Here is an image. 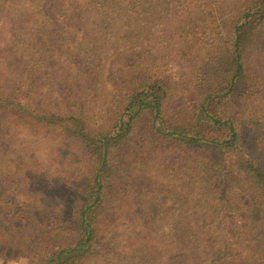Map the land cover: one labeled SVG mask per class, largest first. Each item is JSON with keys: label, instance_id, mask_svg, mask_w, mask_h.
<instances>
[{"label": "trees", "instance_id": "trees-1", "mask_svg": "<svg viewBox=\"0 0 264 264\" xmlns=\"http://www.w3.org/2000/svg\"><path fill=\"white\" fill-rule=\"evenodd\" d=\"M0 19L2 261L264 264V0H0Z\"/></svg>", "mask_w": 264, "mask_h": 264}, {"label": "rangeland", "instance_id": "rangeland-1", "mask_svg": "<svg viewBox=\"0 0 264 264\" xmlns=\"http://www.w3.org/2000/svg\"><path fill=\"white\" fill-rule=\"evenodd\" d=\"M5 30V22L4 20L0 19V35H1V31L4 32ZM81 26L78 25V26H74V28L72 29H64L63 30V34L66 38H77L78 36H80V32H81ZM257 76H260V74L258 73V71L256 72ZM257 93V92H256ZM256 93L253 94V96L256 95ZM173 98V97H172ZM190 98V96H189ZM261 100H264V97H262L261 99H259V97H256L255 100H252L253 103H256L258 101H261ZM169 106H165V110L166 112L171 116L173 117V115L176 114L175 110L179 108V103H177L176 100H173L172 101H169ZM22 130L24 131V127L21 129V128H16L14 131L17 133V134H21L22 133ZM209 131V129H208ZM208 138L210 139H215V140H219V138L221 137V135H217L216 133H208ZM34 138H38L40 137V135L36 134V135H33ZM48 138L50 140H52L53 142H49L48 140V144L50 145V147L56 145L55 141L56 142H59L60 140L57 139L54 135H49ZM26 141H30V137H27ZM37 143H40V141H38ZM37 143H34V144H37ZM48 144H43V148L42 150L40 151H34L33 155H37L36 158H31L29 156L28 153V150L26 146L22 147V149H20V152L13 158L14 161H17L21 164H27V163H33V160L35 159V162L37 164H40V163H43L44 160L46 159V157L43 155V153H46L47 149L49 148ZM18 150V148H17ZM22 157H25V158H28L26 160H23ZM55 164V162H53ZM36 164V165H37ZM44 198V199H43ZM42 199L39 198V200L37 198H32L33 200V204H34V207L35 209L40 213L42 219L45 217L48 219L49 217V214H42V212H46L47 210H50L52 212H56V210L60 209L61 208V205L59 204V202H57L56 200L53 199V201H51L48 197H43ZM230 232L232 233L233 231L230 230ZM125 233V236L128 237L130 235V232H128L126 226H124L123 223H120L119 225H117L114 230L110 231L108 233V235L110 237H113L117 240L121 239L122 236L124 235ZM0 264H38L37 260L34 259L32 256H28V257H25L24 259H21L19 261H16V262H4L2 261V259L0 258Z\"/></svg>", "mask_w": 264, "mask_h": 264}]
</instances>
